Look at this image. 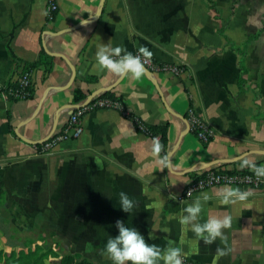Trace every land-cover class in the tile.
<instances>
[{"label":"crops","instance_id":"1","mask_svg":"<svg viewBox=\"0 0 264 264\" xmlns=\"http://www.w3.org/2000/svg\"><path fill=\"white\" fill-rule=\"evenodd\" d=\"M100 2L56 0L48 21V0H0V250L55 253L54 264L64 254L112 264L105 244L121 220L147 243L182 247L184 261L264 264V181L258 189L231 186L252 191L246 204H220L217 193L225 186L174 199L199 170L240 168L242 159L264 165V0H104L98 14ZM100 43L133 54L144 46L156 62L184 71L173 76L146 69L139 80L98 74ZM42 48L66 59L48 53L51 70L30 73L31 98L3 97L23 62H36ZM76 90L88 96L111 91L144 124L167 125L166 155L157 156V141L116 109L86 114L80 137L37 155V145L19 135L35 142L62 130L87 100L75 104ZM190 110L212 127L209 142L189 130ZM120 192L134 201L131 213L120 208ZM205 192L211 199L202 202L198 222L233 217L226 239L211 244L191 230L185 235L179 223ZM218 250L225 254L217 256Z\"/></svg>","mask_w":264,"mask_h":264},{"label":"clouds","instance_id":"2","mask_svg":"<svg viewBox=\"0 0 264 264\" xmlns=\"http://www.w3.org/2000/svg\"><path fill=\"white\" fill-rule=\"evenodd\" d=\"M82 23L86 24L87 21H82ZM151 56L152 52L144 46L139 47L137 54H133L121 45L112 46L110 43H100L95 53L94 67L98 74L104 71L111 72L118 77L131 74L134 79L139 80L146 73L144 60L150 59ZM161 150L162 145L157 141L154 145L155 154L159 156ZM159 163L166 167L168 161L160 158ZM240 167L248 168L258 178H264V165L258 166L252 160L242 159ZM252 194L251 190H241L231 186H225L217 193L222 205L246 204ZM210 199L208 193H203L192 205L184 209L187 215H182L179 220L185 235L191 230L197 239H203L206 244H211L217 238L225 240V230L230 229L233 223L231 215L223 217L212 215L203 223L198 222L203 208L202 202L206 203ZM119 202L123 212H132L134 201L124 192L119 193ZM116 227L118 234L110 237L105 244V251L112 264H161V262L162 264H184L185 253L182 247L172 246L170 243L166 249H161L155 244L147 243L145 237L136 228L127 226L121 220L116 221ZM183 243L184 241L181 240V244ZM224 254L223 250L217 251V256Z\"/></svg>","mask_w":264,"mask_h":264},{"label":"built area","instance_id":"3","mask_svg":"<svg viewBox=\"0 0 264 264\" xmlns=\"http://www.w3.org/2000/svg\"><path fill=\"white\" fill-rule=\"evenodd\" d=\"M48 21L54 18L57 12L56 0H48ZM145 67L150 73H165L173 76H178L183 73V68L177 64H167L156 62L152 58L144 60ZM31 85L30 74L24 72L18 78L17 86H9L4 88L2 96L12 97L16 100H23L28 97V88ZM101 109H116L125 117L130 118V113L127 112L122 103L109 98H100V94L92 97V99L84 104H80L71 113L62 130L54 132L51 137L36 147V154L40 156L51 155L56 147L64 140L70 138H78L83 133L82 118L90 113ZM131 119V118H130ZM133 120V119H132ZM141 132L146 133L147 129L144 123L137 118ZM189 130L201 142L207 143L213 136V130L209 123L197 116L190 110L188 118ZM158 141V137L153 138ZM264 181V178H258L248 168L227 169L224 167H212L204 170H199L194 178L183 188L179 196L174 197L178 201L190 200L206 190L207 188L217 186H247L252 189H258ZM1 182V181H0ZM1 187V184H0ZM184 264H197L191 261H184Z\"/></svg>","mask_w":264,"mask_h":264},{"label":"trees","instance_id":"4","mask_svg":"<svg viewBox=\"0 0 264 264\" xmlns=\"http://www.w3.org/2000/svg\"><path fill=\"white\" fill-rule=\"evenodd\" d=\"M52 63H53V57L50 56L47 52H45V50L42 48V50L40 52V57L36 62H33V63H24L23 62V64L21 63L22 64V74H23V72H28L30 74L33 70L37 69L38 67H44L45 71L49 72L52 68ZM30 81H31V85L28 88L29 93H28L27 98H31L33 96V93H34V85H33L31 74H30ZM17 85H18V79H16V81L10 83L7 87L17 86ZM87 97H88V93L83 92L82 90H76L74 92L73 102L75 104H78L79 102L84 101ZM100 98H109L111 100H116V101H119L122 103L121 98L119 96L113 94V92H111V91L104 92L103 94L100 95ZM7 99L10 101L16 100L12 97H7ZM130 118L133 120H136V117L133 116L132 114H130ZM133 122H134L137 130L139 132H141L139 129L138 123H136V121H133ZM144 126L147 129L146 134L148 136H150L152 138L158 137V142L162 145V150L160 153L162 155H166L167 147H168V138H167L168 126L167 125L150 126V125H146V124H144ZM39 146L40 145H37V147H39ZM256 164L258 166H260L259 163H256ZM0 191H1V187H0ZM49 253L50 252L38 253L36 250L30 251L27 253H25V252H19V253L9 252V253H6V252L0 250V264H43L44 258H46ZM53 254H55V253H53ZM55 255L57 256L58 254H55ZM60 262H61V264H91L89 261L85 260L81 254H64V256H63V258H61Z\"/></svg>","mask_w":264,"mask_h":264},{"label":"water","instance_id":"5","mask_svg":"<svg viewBox=\"0 0 264 264\" xmlns=\"http://www.w3.org/2000/svg\"><path fill=\"white\" fill-rule=\"evenodd\" d=\"M103 3H104V0H101L98 14H100V12H101V10H102ZM98 14H97V16H98ZM45 50H46L47 53H49V54L52 55V56H58V57H62V58H64V59H66L64 56H61V55H58V54H53V53L48 52V50H47L46 48H45ZM66 61H67V60H66ZM67 62H68V61H67ZM68 64H69V62H68ZM69 66H70L71 71H72V79H73L74 76H75V69H74V67L71 66L70 64H69ZM102 92H103L102 90H99V91H97V92H94V93L90 94V95L87 97V100L85 101L84 104L88 103V102L92 99V97H94V96H96V95H98V94H101ZM54 129H55V128H54ZM53 132H54V130H52L51 134H50L48 137H46V138H44V139H42V140H39V141H35V142H34V141L26 140V139H24L21 135H19V137H20L22 140H25L26 142H28L29 144H32V145H40V144H43L44 142H46V141L51 137V135L53 134Z\"/></svg>","mask_w":264,"mask_h":264},{"label":"rangeland","instance_id":"6","mask_svg":"<svg viewBox=\"0 0 264 264\" xmlns=\"http://www.w3.org/2000/svg\"><path fill=\"white\" fill-rule=\"evenodd\" d=\"M56 255L55 254H53V253H49L48 254V258H45V262H46V264H54V262H56L55 260H56V257H55ZM44 262V260H43V264L45 263Z\"/></svg>","mask_w":264,"mask_h":264}]
</instances>
